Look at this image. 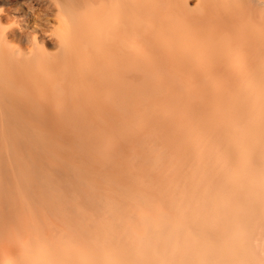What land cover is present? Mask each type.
Wrapping results in <instances>:
<instances>
[{"label": "bare ground", "instance_id": "bare-ground-1", "mask_svg": "<svg viewBox=\"0 0 264 264\" xmlns=\"http://www.w3.org/2000/svg\"><path fill=\"white\" fill-rule=\"evenodd\" d=\"M0 264H264V0H0Z\"/></svg>", "mask_w": 264, "mask_h": 264}, {"label": "rangeland", "instance_id": "rangeland-1", "mask_svg": "<svg viewBox=\"0 0 264 264\" xmlns=\"http://www.w3.org/2000/svg\"><path fill=\"white\" fill-rule=\"evenodd\" d=\"M193 5H194V4L192 3L191 6H193ZM120 31H121V30H117V31L115 30V34H114V36H115V35H116V36H119ZM117 43H118V42H117V39H116V40H115V44H117ZM127 163H128V162H127ZM135 177L137 178V176H135Z\"/></svg>", "mask_w": 264, "mask_h": 264}]
</instances>
